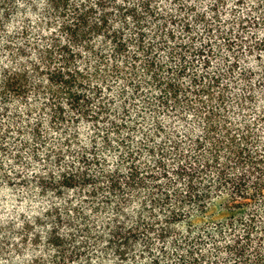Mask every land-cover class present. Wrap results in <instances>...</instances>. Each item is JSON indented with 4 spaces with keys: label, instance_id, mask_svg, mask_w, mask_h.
<instances>
[{
    "label": "trees",
    "instance_id": "1",
    "mask_svg": "<svg viewBox=\"0 0 264 264\" xmlns=\"http://www.w3.org/2000/svg\"><path fill=\"white\" fill-rule=\"evenodd\" d=\"M3 208L0 264H264V0H0Z\"/></svg>",
    "mask_w": 264,
    "mask_h": 264
},
{
    "label": "rangeland",
    "instance_id": "2",
    "mask_svg": "<svg viewBox=\"0 0 264 264\" xmlns=\"http://www.w3.org/2000/svg\"><path fill=\"white\" fill-rule=\"evenodd\" d=\"M4 198H6L7 196H3ZM12 204V203H11ZM7 209L6 208H3L0 212V215L4 216L6 213H7Z\"/></svg>",
    "mask_w": 264,
    "mask_h": 264
},
{
    "label": "clouds",
    "instance_id": "3",
    "mask_svg": "<svg viewBox=\"0 0 264 264\" xmlns=\"http://www.w3.org/2000/svg\"><path fill=\"white\" fill-rule=\"evenodd\" d=\"M81 143L86 144V141L81 140ZM25 203H30V201H27V200H26ZM135 206H136V205L134 204L133 207H135Z\"/></svg>",
    "mask_w": 264,
    "mask_h": 264
}]
</instances>
